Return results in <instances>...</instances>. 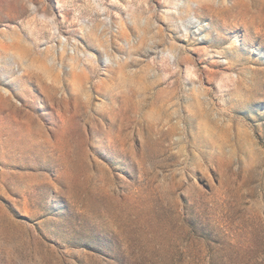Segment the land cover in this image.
Returning a JSON list of instances; mask_svg holds the SVG:
<instances>
[{
    "label": "rangeland",
    "instance_id": "rangeland-1",
    "mask_svg": "<svg viewBox=\"0 0 264 264\" xmlns=\"http://www.w3.org/2000/svg\"><path fill=\"white\" fill-rule=\"evenodd\" d=\"M0 264H264V0H0Z\"/></svg>",
    "mask_w": 264,
    "mask_h": 264
}]
</instances>
